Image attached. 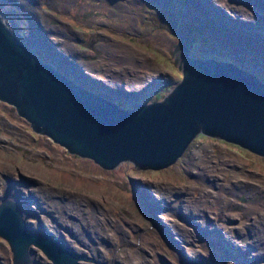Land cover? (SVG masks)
I'll return each instance as SVG.
<instances>
[{"label": "rangeland", "instance_id": "rangeland-1", "mask_svg": "<svg viewBox=\"0 0 264 264\" xmlns=\"http://www.w3.org/2000/svg\"><path fill=\"white\" fill-rule=\"evenodd\" d=\"M0 10L42 59L123 108L161 99L180 80L181 38L191 58L232 60L264 80V0H0ZM6 197L35 230L93 257L81 264H185V254L264 264V155L204 132L166 167L106 168L0 99ZM30 251L33 264H53ZM12 256L0 236V264Z\"/></svg>", "mask_w": 264, "mask_h": 264}, {"label": "water", "instance_id": "water-1", "mask_svg": "<svg viewBox=\"0 0 264 264\" xmlns=\"http://www.w3.org/2000/svg\"><path fill=\"white\" fill-rule=\"evenodd\" d=\"M178 48L186 58L175 86L161 99L127 109L42 59L0 10V99L14 104L35 130L106 168L123 160L137 167H166L199 132L264 155V80L232 60L191 58L183 38L173 52ZM0 236L9 242L14 264H31L34 245L53 264L93 260L51 229L35 230L10 197L0 202ZM185 258V264H207L202 257Z\"/></svg>", "mask_w": 264, "mask_h": 264}, {"label": "bare ground", "instance_id": "bare-ground-1", "mask_svg": "<svg viewBox=\"0 0 264 264\" xmlns=\"http://www.w3.org/2000/svg\"><path fill=\"white\" fill-rule=\"evenodd\" d=\"M137 81V80H136ZM237 160V159H236ZM20 191V190H19ZM24 202V201H23ZM25 203H27V202H25ZM19 204V203H18ZM24 204V203H23ZM22 204V205H23ZM20 205V204H19ZM30 257L32 258V264H33V262H34V260H33V258H34V255H33V253L30 251ZM81 264V263H80Z\"/></svg>", "mask_w": 264, "mask_h": 264}]
</instances>
